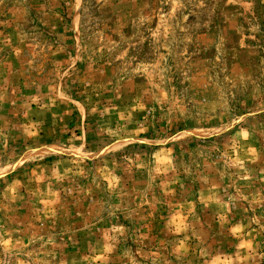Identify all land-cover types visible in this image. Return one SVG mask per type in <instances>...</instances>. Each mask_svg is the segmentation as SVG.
Returning a JSON list of instances; mask_svg holds the SVG:
<instances>
[{
  "label": "rangeland",
  "instance_id": "obj_1",
  "mask_svg": "<svg viewBox=\"0 0 264 264\" xmlns=\"http://www.w3.org/2000/svg\"><path fill=\"white\" fill-rule=\"evenodd\" d=\"M0 264H264V0H0Z\"/></svg>",
  "mask_w": 264,
  "mask_h": 264
}]
</instances>
